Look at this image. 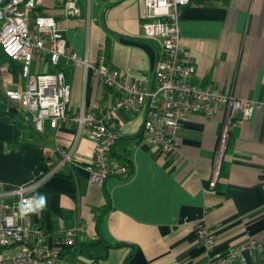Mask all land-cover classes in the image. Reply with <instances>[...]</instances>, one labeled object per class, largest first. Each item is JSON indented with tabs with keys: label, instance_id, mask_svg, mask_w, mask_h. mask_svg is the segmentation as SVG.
Here are the masks:
<instances>
[{
	"label": "crops",
	"instance_id": "0c3cea01",
	"mask_svg": "<svg viewBox=\"0 0 264 264\" xmlns=\"http://www.w3.org/2000/svg\"><path fill=\"white\" fill-rule=\"evenodd\" d=\"M68 0H43L38 13L52 16L67 45L80 58L107 67L133 70L153 85L162 55L160 41L144 37V0H73L79 15H63ZM179 31L195 66L189 83L230 91L237 98L264 103V0H192L180 13ZM0 54V184L12 188L40 181L36 194L47 207L31 214L28 224L48 234L47 244L82 225L73 247L61 257L71 264H203L250 240L264 244V108L243 124L234 123L219 180L209 188L222 114L189 113L180 122L175 162L147 144L142 112H119L114 122L118 141L109 152L124 177L111 176L103 186L90 183L82 164L94 143L82 133L74 162L43 178L48 161L56 166L76 133L61 124L36 132L20 125L4 92L24 82ZM33 71H61L71 86L67 116L82 108L100 112L113 100L91 70L60 60L57 68L36 60ZM237 118H239L237 116ZM20 125V126H19ZM53 153L52 155H50ZM205 223L215 236L206 251L196 236ZM250 264H264L254 258Z\"/></svg>",
	"mask_w": 264,
	"mask_h": 264
},
{
	"label": "built area",
	"instance_id": "2783aa9c",
	"mask_svg": "<svg viewBox=\"0 0 264 264\" xmlns=\"http://www.w3.org/2000/svg\"><path fill=\"white\" fill-rule=\"evenodd\" d=\"M42 2L0 0V50L20 65L24 82L19 89L4 92L16 111L18 122L39 133L46 127L57 130L61 124L76 127L66 150L56 148L53 152L60 151L61 161L56 166L47 161L42 177L57 174L65 164L74 162L83 132L94 143L92 156L82 164L90 183L101 187L111 176H126L129 173L127 166L115 165L109 159V152L118 141L114 122L121 111L143 113L147 144L165 154L169 163L177 159V134L180 122L187 114L201 113L206 117L222 114L209 182V188L213 189L219 180L233 124L249 121L257 110L264 108V103L239 99L230 91L198 88L189 83L195 66L181 38L179 20L181 10L189 5L190 0H144L141 13L144 37L160 41L162 46L161 58L153 72V85L149 88L148 79L133 70L121 72L109 68L104 58L92 63L87 58L78 57L67 45L56 20L37 12ZM63 15L67 19L79 15L75 1L64 3ZM61 59L69 66L91 70L100 84L112 92L113 100L105 110L97 113L82 108L67 116L71 86L64 73L33 71L36 60L46 61L57 68ZM39 186L40 181L12 188L0 184V264H71L61 257V252L75 245L77 235L85 231L82 225L65 231L64 238L50 246L47 232L28 224L31 214L24 218L16 215L18 204L35 195ZM195 230L198 242L210 252L216 239L209 227L199 222ZM8 251L10 253L4 254ZM254 258L264 259V244L250 240L224 255L209 256L203 264H250Z\"/></svg>",
	"mask_w": 264,
	"mask_h": 264
},
{
	"label": "clouds",
	"instance_id": "9594fccd",
	"mask_svg": "<svg viewBox=\"0 0 264 264\" xmlns=\"http://www.w3.org/2000/svg\"><path fill=\"white\" fill-rule=\"evenodd\" d=\"M47 207V196L45 194H36L18 204V212L16 215L19 218H24L30 214L39 215Z\"/></svg>",
	"mask_w": 264,
	"mask_h": 264
},
{
	"label": "trees",
	"instance_id": "16d2710c",
	"mask_svg": "<svg viewBox=\"0 0 264 264\" xmlns=\"http://www.w3.org/2000/svg\"><path fill=\"white\" fill-rule=\"evenodd\" d=\"M192 0H190V2H191ZM0 54L2 55V57H3V62H7L9 65H10V67H11V70L13 71V69H15V70H19L20 71V65L19 64H17V63H15V62H13V61H11L10 59H8L3 53H2V51L0 50ZM56 72V71H55ZM20 126V125H19ZM111 151V150H110ZM46 169V168H45Z\"/></svg>",
	"mask_w": 264,
	"mask_h": 264
},
{
	"label": "water",
	"instance_id": "95a60500",
	"mask_svg": "<svg viewBox=\"0 0 264 264\" xmlns=\"http://www.w3.org/2000/svg\"><path fill=\"white\" fill-rule=\"evenodd\" d=\"M11 111L14 112V113L16 112L15 109H12Z\"/></svg>",
	"mask_w": 264,
	"mask_h": 264
},
{
	"label": "rangeland",
	"instance_id": "374dc122",
	"mask_svg": "<svg viewBox=\"0 0 264 264\" xmlns=\"http://www.w3.org/2000/svg\"><path fill=\"white\" fill-rule=\"evenodd\" d=\"M17 90V89H16ZM6 253H10V251H8V252H4V254H6Z\"/></svg>",
	"mask_w": 264,
	"mask_h": 264
}]
</instances>
